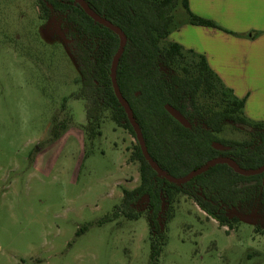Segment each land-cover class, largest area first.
I'll list each match as a JSON object with an SVG mask.
<instances>
[{
    "label": "rangeland",
    "instance_id": "obj_1",
    "mask_svg": "<svg viewBox=\"0 0 264 264\" xmlns=\"http://www.w3.org/2000/svg\"><path fill=\"white\" fill-rule=\"evenodd\" d=\"M173 15L165 45L191 36L182 5ZM185 53L180 67L194 60ZM78 75L55 18L42 19L36 0H0V264H152L146 201L138 220L116 215L140 184L139 142L109 114L91 138L85 101L72 98ZM54 118L68 123L56 134ZM217 136L249 138L230 123ZM175 205L158 264H264L253 218L227 233L186 196Z\"/></svg>",
    "mask_w": 264,
    "mask_h": 264
},
{
    "label": "trees",
    "instance_id": "obj_2",
    "mask_svg": "<svg viewBox=\"0 0 264 264\" xmlns=\"http://www.w3.org/2000/svg\"><path fill=\"white\" fill-rule=\"evenodd\" d=\"M85 2L127 36L117 67L118 86L133 110L151 157L162 170L181 178L219 157L232 159L244 170L264 166V122L245 116L246 99L238 98L222 83L204 56L179 43L164 44L177 28L173 12L179 5L190 25L218 28L214 22L193 14L188 0ZM36 3L42 19L55 18L60 23L76 61L79 90L72 98L85 101L86 128L91 138L101 135L106 114L136 137L112 84L113 60L121 45L119 36L89 17L76 0ZM185 52L194 60L180 67L186 60ZM167 104L184 115L191 128L172 118L165 110ZM229 123L245 130L249 138H219L217 135ZM67 124L66 120L54 118V133ZM213 143L223 145L224 149H215ZM134 159L140 164V184L133 190H124L116 215L138 220L143 215L138 206L146 201L152 264H158L167 242L162 220L169 224L174 218L175 204L181 195L208 218L228 228L227 233L236 229L242 217H249L258 223L256 231L264 234V173L244 176L227 164H218L190 182L177 185L151 168L140 145ZM165 205L168 207L164 212Z\"/></svg>",
    "mask_w": 264,
    "mask_h": 264
},
{
    "label": "crops",
    "instance_id": "obj_3",
    "mask_svg": "<svg viewBox=\"0 0 264 264\" xmlns=\"http://www.w3.org/2000/svg\"><path fill=\"white\" fill-rule=\"evenodd\" d=\"M193 9L218 28L190 25L191 36L173 34L176 42L204 56L222 83L246 99L248 119L264 122V0H199Z\"/></svg>",
    "mask_w": 264,
    "mask_h": 264
},
{
    "label": "water",
    "instance_id": "obj_4",
    "mask_svg": "<svg viewBox=\"0 0 264 264\" xmlns=\"http://www.w3.org/2000/svg\"><path fill=\"white\" fill-rule=\"evenodd\" d=\"M76 1L89 17H91L95 22H97V23L111 29L112 31H114L120 38V41H121L120 49L114 57L113 66H112V76L111 77H112V84H113L114 93H115L120 104L123 106L124 110L126 111V113L128 115V119H129L130 124L133 127V130L136 134V138L139 142L140 148L142 150V153H143L146 161L151 166V168L156 173H158L159 176L164 177L167 180H169L170 182L175 183L177 185H183V184L190 182L191 180H193L197 176L207 172L209 169H211L212 167H214L218 164H227L230 167H232L236 173H238L240 175H244V176H252V175H258V174L264 173V166L260 167L258 169L244 170V169L240 168L232 159L222 158V157L209 160L204 166H202L196 170H193L188 175L181 177V178L173 177V176L167 174L164 170H162L159 167V165L154 161V159L151 157V155L147 149V146L145 144V140H144L142 130H141L138 122L136 121L133 110H132L131 106L129 105V103L127 102V100L124 98V96L121 93L119 86H118L117 67H118L120 58L122 57V55L125 51V47L127 45V36L123 32H121L119 29H117L111 22L100 17L95 12H93L92 9L89 7V5L85 2V0H76ZM165 110L168 112V114L172 118H174L183 127L191 128V124L186 119V117L184 115H182L172 105L167 104L165 106ZM213 147L215 149H218V150L224 149V146L219 144V143H213Z\"/></svg>",
    "mask_w": 264,
    "mask_h": 264
}]
</instances>
